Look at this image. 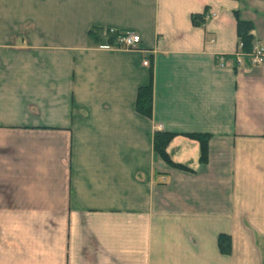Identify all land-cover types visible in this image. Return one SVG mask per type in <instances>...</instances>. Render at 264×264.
I'll use <instances>...</instances> for the list:
<instances>
[{"label":"crops","instance_id":"obj_1","mask_svg":"<svg viewBox=\"0 0 264 264\" xmlns=\"http://www.w3.org/2000/svg\"><path fill=\"white\" fill-rule=\"evenodd\" d=\"M238 20L264 49V0H0V264H264V60Z\"/></svg>","mask_w":264,"mask_h":264},{"label":"trees","instance_id":"obj_2","mask_svg":"<svg viewBox=\"0 0 264 264\" xmlns=\"http://www.w3.org/2000/svg\"><path fill=\"white\" fill-rule=\"evenodd\" d=\"M192 22L194 25H202L203 17L202 16H194L192 18ZM253 24L250 21L238 20L237 21V36L239 43L242 44V52L245 55H248L252 51V47L254 45V39L252 35ZM109 45H114L113 39L109 41ZM229 57V56H228ZM233 58V56L231 57ZM152 78V77H151ZM136 112L146 118H152V110H153V87H152V79L147 86L140 87L137 91L136 97ZM174 137V134L156 131L153 137V150L157 157L166 162L172 168L177 169H186L185 166L175 164L166 149ZM186 137L191 139H197L201 143V154H200V162L205 163L207 161V144L204 136L199 135H186ZM218 248L222 254H229L231 250L230 246V238L224 234L219 235L218 237Z\"/></svg>","mask_w":264,"mask_h":264},{"label":"built area","instance_id":"obj_3","mask_svg":"<svg viewBox=\"0 0 264 264\" xmlns=\"http://www.w3.org/2000/svg\"><path fill=\"white\" fill-rule=\"evenodd\" d=\"M141 39L139 35L134 32H121L119 35L114 39V48L117 49H125V50H134L137 49L138 45L140 44ZM240 48H242V44H240ZM245 55V54H241ZM248 56L252 65H258L263 62L264 60V49L260 48L257 45H253L252 51L245 55ZM142 65L144 67H149L148 61H143Z\"/></svg>","mask_w":264,"mask_h":264}]
</instances>
